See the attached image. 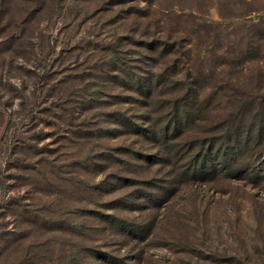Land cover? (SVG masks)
<instances>
[{
    "label": "rangeland",
    "instance_id": "374dc122",
    "mask_svg": "<svg viewBox=\"0 0 264 264\" xmlns=\"http://www.w3.org/2000/svg\"><path fill=\"white\" fill-rule=\"evenodd\" d=\"M0 264H264V0H0Z\"/></svg>",
    "mask_w": 264,
    "mask_h": 264
},
{
    "label": "trees",
    "instance_id": "16d2710c",
    "mask_svg": "<svg viewBox=\"0 0 264 264\" xmlns=\"http://www.w3.org/2000/svg\"><path fill=\"white\" fill-rule=\"evenodd\" d=\"M158 87V86H157ZM156 87V88H157ZM177 126V125H176ZM170 129H171V126H167L164 130H163V132H162V134L161 135H163V136H165L166 138H168V136H169V134H170ZM175 130H176V127H175Z\"/></svg>",
    "mask_w": 264,
    "mask_h": 264
}]
</instances>
